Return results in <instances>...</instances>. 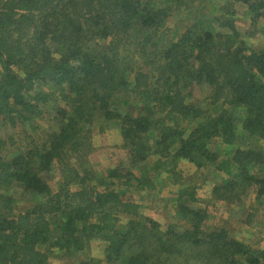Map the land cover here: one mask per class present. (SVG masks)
Segmentation results:
<instances>
[{
	"label": "trees",
	"instance_id": "obj_1",
	"mask_svg": "<svg viewBox=\"0 0 264 264\" xmlns=\"http://www.w3.org/2000/svg\"><path fill=\"white\" fill-rule=\"evenodd\" d=\"M238 2L253 13L264 3L0 0V124L24 126L42 113L40 104L52 94L39 92L31 100L27 94L37 83H51L72 110L41 150L31 143L12 159L0 155V264H50L54 248L76 257L94 241L103 246L105 260L89 258L88 264H262L258 253L227 230L203 229L207 213L187 205L197 201L195 188L180 192L177 213L191 223L183 230H160L126 199L131 188L154 189L150 172L161 165L170 164L167 175L177 183L180 161L198 168L217 162L216 139L234 147L230 159L217 165L230 175L214 189L218 198L238 202L253 189L258 200L264 198V175L254 173L264 166V49L243 46L235 20ZM176 13L190 21L182 30L168 25ZM203 84L212 88L211 105H221L216 116H206L185 93ZM119 94H126L125 101L140 100L137 115L115 109ZM226 105L244 108L247 117L236 119ZM97 113L108 122L122 121L123 147L143 178L118 168L98 176L86 166L95 151L91 127ZM199 118L189 137H181L180 124ZM237 123L258 145L245 146L249 140L239 138ZM153 127L161 131L157 148L148 138ZM152 155L159 158L147 166ZM55 162L62 168L56 193L45 176ZM17 184L40 200L16 214L9 192ZM74 184L77 191L71 190Z\"/></svg>",
	"mask_w": 264,
	"mask_h": 264
},
{
	"label": "rangeland",
	"instance_id": "obj_2",
	"mask_svg": "<svg viewBox=\"0 0 264 264\" xmlns=\"http://www.w3.org/2000/svg\"><path fill=\"white\" fill-rule=\"evenodd\" d=\"M236 7V26L240 32V40L243 42V46L248 50H263L264 3L263 6L261 8L259 7L254 13L250 11L249 5L242 2H238ZM206 12H210L209 6ZM188 22L190 21L187 19L186 14L176 13L169 18L168 25L173 29L182 30ZM16 73L20 77L24 76V72L21 69L16 68ZM39 92L52 95H50L47 102L40 104L42 113L37 116L33 122L15 128L0 124V155L5 157V159H12L13 155L19 151L26 152L28 150L27 146L31 143L39 149L45 146V143L49 140V136L58 132L61 126L60 120L64 118L65 113L72 111L69 103L60 97L59 91H56L51 83H37L35 89L27 95H29L32 100L35 94ZM185 93L189 96V102L203 110L206 116H216L218 107L221 105H211L210 97L212 88L209 85H194L189 87ZM124 95L126 96V94H119L116 96L119 107L115 109H118L124 114L137 115V109L141 106L140 100L135 96L126 97V101L128 102L126 106ZM225 108L231 110L234 117L238 120L243 121L247 117V113L242 107L226 105ZM201 121L202 119L199 118L182 122L177 132L181 133V137L188 138L193 129L197 127ZM167 126L172 129V121H167ZM241 126V123H237L236 131L239 138L249 140L245 146L251 147L258 145L256 139H249L248 133L244 132ZM122 127L121 120L114 119L108 122L105 120L103 114L97 113L95 115L94 125L91 127V142L95 151H92L87 158L88 164L86 166L92 169L98 176H105L108 170L118 168V170L124 173L132 169L138 178H143L144 173L141 172L140 169L132 168L130 155L123 147ZM158 127H153L152 131L148 134V138L152 139L150 141L151 146L154 148H157L155 144L157 140L156 134L161 132L158 130L160 129ZM260 144L262 145L260 150L264 151V142ZM212 149L214 151L217 150L220 154L217 162L206 163L200 168L188 161L179 163L177 170H182V173L185 172L186 178L184 180L187 181V186L185 183L174 184V186H178V189L172 185L173 182L170 180L172 182L169 183L171 187H165L164 192H161L159 196L153 192L154 190L150 191V188H144L142 190L131 188L126 190V199H129L130 202L140 207L141 216L152 218L158 222V224H160V230L166 231L171 226L183 230L190 228L191 223L189 220L183 219L177 213L180 203V192L195 188L197 201L189 202L187 205L192 209H201L207 213V218L203 223V229L208 232L215 229L227 230L235 239L241 241L246 247L258 253L260 257H262V264H264V198L258 200L255 196V189H253L238 202H227L219 199L214 193V189L226 184V182L229 181L230 175L218 169L217 165L230 158L234 151V147L222 145L221 139H216L212 144ZM158 158V155H152L146 161V165L151 166V163ZM72 163L75 164V161L73 160L70 163V167ZM169 165H161L158 170L150 172L151 179L158 184L164 182L162 179L166 176L170 167ZM254 173L263 176L264 166L255 168ZM61 175L62 168L57 162L52 165L51 171L45 175L48 185L54 193L58 192L60 189L62 183ZM96 183L97 180L92 182V184ZM123 183H125L124 180L122 181V184ZM78 189L79 186L76 184L71 186V190L73 191H77ZM9 195L16 200V214L26 211L28 208L32 207L35 202L40 200L32 194L25 192L20 184H17L15 188L9 192ZM243 214L246 216L243 217ZM244 218H246L245 220L248 223H243ZM125 220L126 219L123 218L121 226L124 225ZM89 258H93L91 257L90 251L79 254L76 257H71L59 251L57 248H54L51 262L52 264H88ZM178 262L181 264L179 260ZM167 264L177 263L168 261Z\"/></svg>",
	"mask_w": 264,
	"mask_h": 264
},
{
	"label": "crops",
	"instance_id": "obj_3",
	"mask_svg": "<svg viewBox=\"0 0 264 264\" xmlns=\"http://www.w3.org/2000/svg\"><path fill=\"white\" fill-rule=\"evenodd\" d=\"M228 159H230V158H228ZM183 162H184V160L180 161V163H183ZM178 171H180V174H181L179 182H177V183L174 182L172 180V175H170V177H169L166 174V176L162 179L164 182H161L160 184H158V183L153 181L154 189H152L151 191L154 190L153 192H155V194L157 196H159L161 194V192H164V188L165 187H168V186L171 187V185L169 184L171 182L170 180H172L173 183L172 182L171 183H172L173 186H174V184H184V183L187 186V181L184 180L186 178L185 172L182 173V170H179V169H178ZM174 187L178 188L177 185L174 186ZM152 217H154V216H152ZM89 251L91 253V257H93V258H95L97 260H102V261L105 260V254H104V251H103V246L98 241H94V242L91 243V247H90ZM50 264H52V262H50ZM101 264H109V263L103 262Z\"/></svg>",
	"mask_w": 264,
	"mask_h": 264
}]
</instances>
